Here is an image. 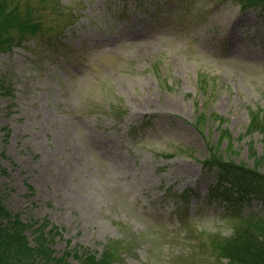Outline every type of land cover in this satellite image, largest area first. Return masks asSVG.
<instances>
[{
    "label": "rangeland",
    "instance_id": "obj_1",
    "mask_svg": "<svg viewBox=\"0 0 264 264\" xmlns=\"http://www.w3.org/2000/svg\"><path fill=\"white\" fill-rule=\"evenodd\" d=\"M28 7L41 28L0 51L10 213L71 264H226L218 247L264 225V8L0 0L10 24Z\"/></svg>",
    "mask_w": 264,
    "mask_h": 264
},
{
    "label": "trees",
    "instance_id": "obj_2",
    "mask_svg": "<svg viewBox=\"0 0 264 264\" xmlns=\"http://www.w3.org/2000/svg\"><path fill=\"white\" fill-rule=\"evenodd\" d=\"M47 1L45 0V3ZM233 1L238 2L242 9L255 6L264 8V0ZM28 11L30 16L21 20L17 19L11 24L9 15L0 12V51L6 45V42L14 41L26 32L35 35L41 28V21L32 16L33 9L28 7ZM9 27L15 29L18 34L12 35ZM262 118H264V115L255 120V125L258 126L257 123H260L261 126H264ZM254 159H257L256 165H260L259 162L264 161V155L254 154ZM215 161L217 167L227 171L224 164L219 163L218 160ZM233 170L240 177H245L240 169L234 168ZM255 179L264 183V177ZM34 225L25 223L17 214H11L0 196V264H71L65 256V254H69V250H66L62 256H56V250L52 247L53 240L56 237L53 229L46 228L43 223L38 227ZM28 229L33 230L34 245L31 244L26 234ZM263 231L264 225L259 227L255 225L254 229L245 228L240 232L236 231L229 241L223 242L218 248L222 251V254L226 255V264H264V236H262L264 233L261 234ZM75 257L82 264H110L109 252L101 258H97L92 253L87 254L85 257L80 255H75Z\"/></svg>",
    "mask_w": 264,
    "mask_h": 264
},
{
    "label": "bare ground",
    "instance_id": "obj_3",
    "mask_svg": "<svg viewBox=\"0 0 264 264\" xmlns=\"http://www.w3.org/2000/svg\"><path fill=\"white\" fill-rule=\"evenodd\" d=\"M64 183V182H63Z\"/></svg>",
    "mask_w": 264,
    "mask_h": 264
}]
</instances>
